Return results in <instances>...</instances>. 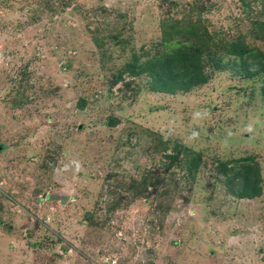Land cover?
I'll return each mask as SVG.
<instances>
[{
    "label": "rangeland",
    "instance_id": "1",
    "mask_svg": "<svg viewBox=\"0 0 264 264\" xmlns=\"http://www.w3.org/2000/svg\"><path fill=\"white\" fill-rule=\"evenodd\" d=\"M163 42L204 82L127 67ZM239 43L264 54V0H0V264H264V70Z\"/></svg>",
    "mask_w": 264,
    "mask_h": 264
},
{
    "label": "trees",
    "instance_id": "2",
    "mask_svg": "<svg viewBox=\"0 0 264 264\" xmlns=\"http://www.w3.org/2000/svg\"><path fill=\"white\" fill-rule=\"evenodd\" d=\"M167 50H164L161 54L153 57L151 61L146 60L145 62L138 63H130L127 65L129 69H135L136 66L147 64V68L150 71V74L154 77L155 88L171 90L174 86L185 88L192 84H198L199 82H204L205 78L202 76L200 67L198 66L199 62V50L192 44H187L186 42L173 43L169 45L166 44ZM231 51L240 56L243 64V67L247 68L249 65H255L256 68L254 70H248L246 73L248 75H252L257 72L258 69L264 70V54L260 52L247 48L240 43L237 47L232 48ZM191 55L188 57V55ZM183 56V60L191 59L192 63L189 62L184 64V67L181 71L175 70L172 68L175 63L172 64L171 61H174L176 58H181ZM174 57V58H173ZM249 59L245 62L246 59ZM148 62V63H147ZM250 170L246 169L243 173V182L241 184V189L236 191V194L239 197H247L250 198L254 195L258 194V186H257V177L254 175L252 180L249 178ZM249 177V178H248ZM251 181V182H250ZM250 187V190H248Z\"/></svg>",
    "mask_w": 264,
    "mask_h": 264
}]
</instances>
